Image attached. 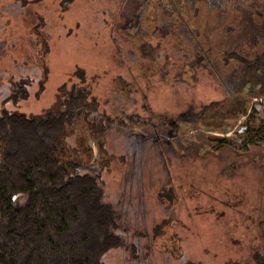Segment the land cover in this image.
I'll return each mask as SVG.
<instances>
[{
	"label": "rangeland",
	"instance_id": "obj_1",
	"mask_svg": "<svg viewBox=\"0 0 264 264\" xmlns=\"http://www.w3.org/2000/svg\"><path fill=\"white\" fill-rule=\"evenodd\" d=\"M208 1L0 0V110L57 111L80 83L98 100L92 125L71 122L68 145L82 137L91 157L76 170L98 172L120 214L126 246L107 250V264H264V94L241 89L246 112L235 113L247 51L227 33L248 1L219 0L212 14ZM20 77L29 94L12 104ZM105 116L95 132L107 154L88 130Z\"/></svg>",
	"mask_w": 264,
	"mask_h": 264
},
{
	"label": "trees",
	"instance_id": "obj_2",
	"mask_svg": "<svg viewBox=\"0 0 264 264\" xmlns=\"http://www.w3.org/2000/svg\"><path fill=\"white\" fill-rule=\"evenodd\" d=\"M246 1L231 17L238 23L236 31L227 32L232 47L247 51H240L243 66L233 86L239 114L246 112L247 102L239 94L241 89L250 95L264 94V11H252L259 4ZM218 2L208 4L211 14L219 9ZM217 16L225 18L221 11ZM35 32L45 51V38ZM28 84L26 77L11 78L6 99L13 104L27 98ZM97 105L91 89L80 83L71 87L57 111L36 116L6 107L0 110V264H107L102 259L107 250L126 246L118 232L119 211L105 200L99 173L76 170L77 160H89L90 150L78 148L82 137L77 138V147L68 145L71 122L77 118L90 122L89 114ZM107 116L98 127L88 129L104 154L105 138L95 131H105ZM256 116L264 127V114ZM211 140L217 147L224 138ZM162 226V222L154 224L153 237L161 234Z\"/></svg>",
	"mask_w": 264,
	"mask_h": 264
},
{
	"label": "built area",
	"instance_id": "obj_3",
	"mask_svg": "<svg viewBox=\"0 0 264 264\" xmlns=\"http://www.w3.org/2000/svg\"><path fill=\"white\" fill-rule=\"evenodd\" d=\"M261 101L264 103V99H261Z\"/></svg>",
	"mask_w": 264,
	"mask_h": 264
}]
</instances>
